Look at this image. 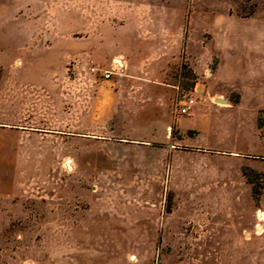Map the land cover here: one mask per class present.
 <instances>
[{
    "label": "rangeland",
    "instance_id": "374dc122",
    "mask_svg": "<svg viewBox=\"0 0 264 264\" xmlns=\"http://www.w3.org/2000/svg\"><path fill=\"white\" fill-rule=\"evenodd\" d=\"M131 1L0 0V143L21 141L9 125L59 135L0 146V264H264L260 212L247 227L244 211L242 223L228 224L241 235L225 236L223 224L208 220L202 189L171 188L169 164L161 184L149 182L158 158L145 146H66L61 137L92 85L106 79L102 70L120 66L98 64L100 52L82 59L83 37L122 22L114 11ZM167 1L176 10L187 3L186 30L193 16L187 50L171 72L181 89L196 81L191 62L206 83L213 75L205 70L214 73L220 57V80L234 79L245 96L264 86V0ZM233 238L238 244L227 245Z\"/></svg>",
    "mask_w": 264,
    "mask_h": 264
},
{
    "label": "crops",
    "instance_id": "0c3cea01",
    "mask_svg": "<svg viewBox=\"0 0 264 264\" xmlns=\"http://www.w3.org/2000/svg\"><path fill=\"white\" fill-rule=\"evenodd\" d=\"M171 7L167 0L131 1L114 11L123 17L122 22L100 26L98 34L90 31L83 37L82 59H91L100 52L97 63L107 66L118 58L123 73L92 85L94 89L88 92L91 99L84 101L73 120H68L66 136L61 137H65L66 146H145L153 158H158L154 164L158 169L150 183L161 184L169 164L171 188L179 195L182 183H193L196 191L202 189V196L210 200L208 220L223 224L225 236H239V225L232 229L228 224L242 223L246 211L251 223L244 226H254L257 213L264 210V133L258 127L264 86L252 96H245L234 79L220 80V57L214 73L209 75L212 79L206 83L201 82L191 62L196 81L193 87L181 89L171 72L182 50H187L185 40L193 28V16L186 30L187 3L184 1L180 10ZM202 10L207 16L214 8ZM83 14L90 15V9ZM51 38L59 39L58 33L52 32ZM234 90L238 91L237 97L231 95ZM188 96L196 102L187 113L180 114L177 103ZM8 128L22 139L0 146H33L26 142L31 134L41 135L42 140L49 135L59 136L21 125ZM54 143L51 146H58ZM190 167L196 173H179ZM244 169L261 174L263 187L258 203ZM229 241L227 245L238 244L237 239Z\"/></svg>",
    "mask_w": 264,
    "mask_h": 264
},
{
    "label": "trees",
    "instance_id": "16d2710c",
    "mask_svg": "<svg viewBox=\"0 0 264 264\" xmlns=\"http://www.w3.org/2000/svg\"><path fill=\"white\" fill-rule=\"evenodd\" d=\"M182 68H186V64L182 63ZM194 79H195V76H194ZM193 85L194 83L190 84L188 87H185V88L189 89L190 87H193ZM261 112L264 113V110H262ZM261 112H259V116H258V127L260 129L263 128L262 118L260 116ZM243 173L246 176L248 182L252 185V196H253L254 201L258 203L260 195H261L262 187H263L262 182L260 181L261 174L253 170H248V169H244Z\"/></svg>",
    "mask_w": 264,
    "mask_h": 264
},
{
    "label": "built area",
    "instance_id": "2783aa9c",
    "mask_svg": "<svg viewBox=\"0 0 264 264\" xmlns=\"http://www.w3.org/2000/svg\"><path fill=\"white\" fill-rule=\"evenodd\" d=\"M120 66L115 64V66L113 67L112 70H102L99 67H92L91 70L92 71H99V70L101 71L102 70L103 76L105 78H110L113 73H118V72H121L123 70V68H120ZM204 74H205V76H209L211 74V71L209 69L205 70ZM195 102L196 101L193 98L189 97V96L184 98V99H182V100H179L178 103H177L176 111L179 112L180 114H185V113H187L189 108L193 104H195Z\"/></svg>",
    "mask_w": 264,
    "mask_h": 264
},
{
    "label": "water",
    "instance_id": "95a60500",
    "mask_svg": "<svg viewBox=\"0 0 264 264\" xmlns=\"http://www.w3.org/2000/svg\"><path fill=\"white\" fill-rule=\"evenodd\" d=\"M116 62H118L119 64H121V61L118 58L114 59ZM218 102H225V99H216Z\"/></svg>",
    "mask_w": 264,
    "mask_h": 264
},
{
    "label": "bare ground",
    "instance_id": "6f19581e",
    "mask_svg": "<svg viewBox=\"0 0 264 264\" xmlns=\"http://www.w3.org/2000/svg\"><path fill=\"white\" fill-rule=\"evenodd\" d=\"M261 219L264 221V213L260 211Z\"/></svg>",
    "mask_w": 264,
    "mask_h": 264
}]
</instances>
